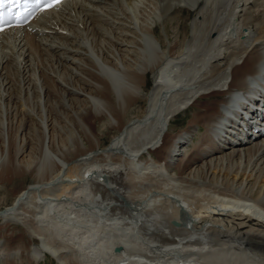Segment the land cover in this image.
Here are the masks:
<instances>
[{
	"label": "bare ground",
	"instance_id": "1",
	"mask_svg": "<svg viewBox=\"0 0 264 264\" xmlns=\"http://www.w3.org/2000/svg\"><path fill=\"white\" fill-rule=\"evenodd\" d=\"M33 27L0 35V192L32 178L0 264H264V135L234 134L264 91V0H68ZM74 121L94 146L65 145Z\"/></svg>",
	"mask_w": 264,
	"mask_h": 264
},
{
	"label": "rangeland",
	"instance_id": "2",
	"mask_svg": "<svg viewBox=\"0 0 264 264\" xmlns=\"http://www.w3.org/2000/svg\"><path fill=\"white\" fill-rule=\"evenodd\" d=\"M179 15H181L180 16L181 20H180L179 24L182 21V24H183L182 26L185 28L186 31H188L190 28L189 23H188V19L192 17V12H190L188 9H182V11L179 13ZM184 18L186 20H184ZM149 80H150V82L148 84L144 85V90H148L149 87L151 86V77H149ZM215 96L211 95V96H208L206 99H209V98L213 99V98H215ZM144 102H145L144 99H139L133 104V106L135 109L139 110V109H141V107H142L141 105H143ZM190 107L186 108L184 111H181L178 114H176L174 116L175 118L174 117L172 118V120H171L172 122L170 125H171V128L174 132H177L178 130L183 129L186 125L187 126L189 125V121L193 115V110H194V108L192 106H190ZM92 117L93 116L90 115L89 117L85 118L84 122H85V124H87L91 128L93 133L100 134L102 132V129L100 126L101 120L98 117H95L94 119ZM64 125H65L64 132H62L61 135H62L63 141L67 147H71L70 142H69L70 139H74V141H76V143H77V139H79V138H82V140L85 142L84 149L89 148V146H94L93 145L94 144L93 138L91 137V135H87L85 133L84 129L80 126L79 122L74 121L73 125H72V123H68V124H64ZM100 130H101V132H100ZM75 132H76V134H75ZM102 136H100L101 141H102V143H101L102 145H100L99 148H104L108 144L111 143L113 136H115L114 130H106L103 132ZM195 139H198L197 135H195ZM75 148L78 150L81 147L79 146V144H77L75 146ZM188 149H191V147L188 146ZM70 156H71L70 151H67V157H70ZM102 159L106 160L105 157L102 158V156H101L99 158V161L101 163L106 162V161L103 162ZM31 182H32V178L24 175L20 178L19 177L15 178L12 182H9L8 184H6V190L3 192H0V209L3 208L2 206H5L6 204H10L12 202L13 194H12L11 190H17L18 188H22L23 186H25ZM13 229H14V226H11L7 229V232L10 230L12 232ZM12 234L15 235L14 233H12ZM3 235H4V233H3ZM17 235H20V234H17ZM11 236L12 235H9V237H11ZM20 236H23V235H20ZM1 237H3V236L0 233V239H1ZM31 263H33V264H35V263L36 264H58L57 261L55 260V258L49 254L46 256L45 260H40V261L32 260Z\"/></svg>",
	"mask_w": 264,
	"mask_h": 264
},
{
	"label": "snow or ice",
	"instance_id": "3",
	"mask_svg": "<svg viewBox=\"0 0 264 264\" xmlns=\"http://www.w3.org/2000/svg\"><path fill=\"white\" fill-rule=\"evenodd\" d=\"M53 2L54 0H0V30H3V26L7 23L9 18H15L14 16L6 17L2 11L3 9L11 7L12 5H16L20 8H27L28 11L23 13L20 17L21 19H24L31 14L32 10H39L43 5L51 4Z\"/></svg>",
	"mask_w": 264,
	"mask_h": 264
}]
</instances>
